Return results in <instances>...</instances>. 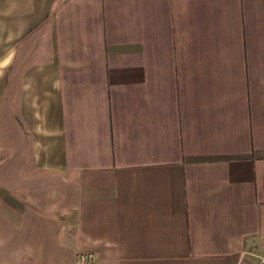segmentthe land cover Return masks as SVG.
<instances>
[{
    "label": "crops",
    "instance_id": "crops-1",
    "mask_svg": "<svg viewBox=\"0 0 264 264\" xmlns=\"http://www.w3.org/2000/svg\"><path fill=\"white\" fill-rule=\"evenodd\" d=\"M264 256V0H0V264Z\"/></svg>",
    "mask_w": 264,
    "mask_h": 264
},
{
    "label": "built area",
    "instance_id": "built-area-1",
    "mask_svg": "<svg viewBox=\"0 0 264 264\" xmlns=\"http://www.w3.org/2000/svg\"><path fill=\"white\" fill-rule=\"evenodd\" d=\"M94 256L90 252H79L75 255V262L77 264H91ZM243 264H264V256H258L253 261Z\"/></svg>",
    "mask_w": 264,
    "mask_h": 264
},
{
    "label": "rangeland",
    "instance_id": "rangeland-1",
    "mask_svg": "<svg viewBox=\"0 0 264 264\" xmlns=\"http://www.w3.org/2000/svg\"><path fill=\"white\" fill-rule=\"evenodd\" d=\"M76 255V254H75ZM75 260V259H74Z\"/></svg>",
    "mask_w": 264,
    "mask_h": 264
}]
</instances>
